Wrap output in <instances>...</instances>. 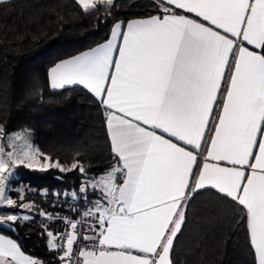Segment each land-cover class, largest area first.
Returning a JSON list of instances; mask_svg holds the SVG:
<instances>
[{
	"label": "snow or ice",
	"instance_id": "1",
	"mask_svg": "<svg viewBox=\"0 0 264 264\" xmlns=\"http://www.w3.org/2000/svg\"><path fill=\"white\" fill-rule=\"evenodd\" d=\"M75 3L85 14L113 6ZM153 7L156 14L115 22L105 43L48 71L52 89L82 85L98 98L116 161L80 188L86 230L78 256L79 221L65 217L66 231L48 232V246L63 251V264H173L186 206L211 188L240 207L254 262L264 264V0H153ZM15 139L22 143L10 142L6 154L0 146V208L15 206L6 195L14 166L43 159L41 167H59L27 138ZM71 167L85 172L78 160ZM89 189L98 193L91 202ZM19 219L8 214L0 224ZM65 238L66 247L57 243ZM0 264L37 261L0 235Z\"/></svg>",
	"mask_w": 264,
	"mask_h": 264
},
{
	"label": "trees",
	"instance_id": "2",
	"mask_svg": "<svg viewBox=\"0 0 264 264\" xmlns=\"http://www.w3.org/2000/svg\"><path fill=\"white\" fill-rule=\"evenodd\" d=\"M108 11L111 16L101 22ZM154 14L153 0H113L110 9L88 14L75 0L0 3L1 139L29 131L39 152L59 163L46 169L16 166L20 176L13 185L20 190L11 192L15 206L0 209L19 216L21 205L30 203L29 219L0 225V235L16 242L37 264H61L63 251L49 248L47 233H60L66 216L84 212L81 185L116 163L99 100L80 86L51 89L48 71L56 62L106 41L115 22ZM77 160L84 173L72 169ZM64 191L75 192L78 202L62 200ZM97 195L89 189L88 201ZM171 259L173 264H255L240 207L213 189L199 190L186 206Z\"/></svg>",
	"mask_w": 264,
	"mask_h": 264
},
{
	"label": "rangeland",
	"instance_id": "3",
	"mask_svg": "<svg viewBox=\"0 0 264 264\" xmlns=\"http://www.w3.org/2000/svg\"><path fill=\"white\" fill-rule=\"evenodd\" d=\"M17 135H20V136H23V137L27 138L32 143L30 132L29 131H25V130L24 131H16V132L10 133L7 136V138H6L5 141H2L1 136H0V146H3L4 147L5 154L8 151H12V148L8 147V145H9L10 142L11 143H14L15 145H19V144L22 143V140H16L15 139V137ZM32 145H33V143H32ZM33 148L37 149L34 145H33ZM5 158H7L6 155H5ZM48 162L49 161H45V160L41 159L38 163H35L32 167H27V168H30V169H32V168H35V169H46V168H49V167H41V164H47ZM16 166H18V165H16ZM16 166H14L13 169H12V176L9 177L8 181H6L7 188H8V191L6 192V195L9 196L10 198H12L13 200H14V198L12 197L11 192L14 189L15 190H20L19 188L16 189V187H14V185H13V183H14L13 180L17 179L20 176V174L16 170ZM22 205L25 206V207H21L24 210V212L20 213L19 216L22 217V218L25 217V216L29 217V214H30L29 211L31 210L30 203L25 202ZM6 215H8V214H2L0 212V217L6 216ZM0 225H6V224H0Z\"/></svg>",
	"mask_w": 264,
	"mask_h": 264
},
{
	"label": "built area",
	"instance_id": "4",
	"mask_svg": "<svg viewBox=\"0 0 264 264\" xmlns=\"http://www.w3.org/2000/svg\"><path fill=\"white\" fill-rule=\"evenodd\" d=\"M72 193H75V192L64 191L61 194V199L65 200L70 205H75L78 202V195L76 196V199H73ZM82 214L77 215V216H71V215L66 216L67 218H69L72 221H79L80 222V226L77 229V232L75 233L76 235H78L80 237V239L76 241L75 248H74V251L77 254V256H78L79 252L81 251V245L84 243L82 237H83V234H84V232L86 230V225H85V223L83 221ZM67 230L70 231L71 229L69 228ZM65 231H66V229H65V226H64L62 231L59 234H63ZM59 242H60L61 245H64L66 247V238H65V240H59ZM62 256H63V254L60 256L61 264H63V262L61 260Z\"/></svg>",
	"mask_w": 264,
	"mask_h": 264
},
{
	"label": "crops",
	"instance_id": "5",
	"mask_svg": "<svg viewBox=\"0 0 264 264\" xmlns=\"http://www.w3.org/2000/svg\"><path fill=\"white\" fill-rule=\"evenodd\" d=\"M5 1H9V0H0V3H2V2H5ZM136 19H142V18H136ZM130 20H133V19H130ZM110 36V35H109ZM109 38V37H108ZM107 41V40H106ZM106 41H104L103 43H105ZM102 44V43H101ZM100 45V44H99ZM98 46V45H97ZM97 46H95V47H97ZM94 48V47H93ZM90 49H92V48H90ZM90 49H87V50H84V51H82V52H80V53H78V54H75V55H73V56H76V55H79V54H81V53H83V52H85V51H89ZM118 54V53H117ZM73 56H70V57H68V58H71V57H73ZM68 58H65V59H68ZM64 60V59H63ZM61 61V60H60ZM59 62V61H58ZM57 63V62H56ZM55 63V64H56ZM54 64V65H55ZM53 65V66H54ZM230 74H231V69H229V71H228V74L226 75V77H225V79H224V81H223V87H224V89H226L227 88V86H228V77L230 76ZM48 80H49V76H48ZM49 86H50V80H49ZM70 86H80V87H82L83 88V86L82 85H69V86H65L64 88H66V87H70ZM50 88H51V86H50ZM52 89V88H51ZM53 90H59V89H53ZM88 91V90H87ZM89 92V91H88ZM90 93V92H89ZM92 94V93H91ZM93 95V94H92ZM94 96V95H93ZM95 97V96H94ZM96 98V97H95ZM221 101H222V99H223V92H221ZM97 100H98V98H96ZM219 109H220V104H217V106H216V111H217V113L219 112ZM214 119H215V117H214ZM106 130H107V134H108V129H107V126H106ZM213 131H214V129L212 128V126L210 125L209 126V128H208V130H207V136L208 137H210L212 134H213ZM108 138H109V135H108ZM109 141H110V138H109ZM110 145H111V142H110ZM208 145H209V141H208V139L206 138L205 139V143H204V145H203V147H202V149L200 150V156H199V160H200V162H201V164L202 163H204L205 162V156H206V149H207V147H208ZM209 162H212V161H209ZM197 171H199V169H197ZM193 179H195V177H193ZM206 189H211V188H206ZM202 190H204V189H202ZM213 190H215V189H213ZM215 191H217V190H215ZM3 236V235H2ZM5 237V236H4ZM5 238H7V239H10V238H8V237H5ZM22 252V251H21ZM23 253V252H22ZM24 254V253H23ZM25 255V254H24ZM25 256H27V255H25ZM27 257H29V256H27ZM30 258V257H29ZM32 259V258H31ZM34 260V259H33Z\"/></svg>",
	"mask_w": 264,
	"mask_h": 264
},
{
	"label": "water",
	"instance_id": "6",
	"mask_svg": "<svg viewBox=\"0 0 264 264\" xmlns=\"http://www.w3.org/2000/svg\"><path fill=\"white\" fill-rule=\"evenodd\" d=\"M82 186V185H81ZM81 188V187H80Z\"/></svg>",
	"mask_w": 264,
	"mask_h": 264
}]
</instances>
